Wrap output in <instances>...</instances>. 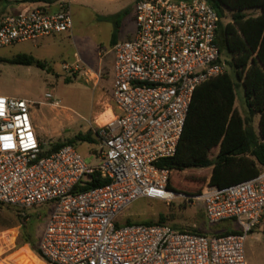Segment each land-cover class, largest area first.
Masks as SVG:
<instances>
[{"label": "built area", "instance_id": "obj_1", "mask_svg": "<svg viewBox=\"0 0 264 264\" xmlns=\"http://www.w3.org/2000/svg\"><path fill=\"white\" fill-rule=\"evenodd\" d=\"M40 4L14 14L0 8V48L71 31L70 0L53 13ZM220 22L207 0H136L133 39L112 47V118L89 123L100 147L97 167L72 145L44 155L33 104L0 97V204L21 211L50 205L38 243L48 264H246V238H264V169L250 180L186 196L167 190L170 172L157 166L176 153L195 89L226 71ZM63 69L76 72L78 63ZM92 174L106 184L73 193ZM140 198L200 201L210 224L235 221L240 232L206 236L167 224L119 225Z\"/></svg>", "mask_w": 264, "mask_h": 264}, {"label": "rangeland", "instance_id": "obj_2", "mask_svg": "<svg viewBox=\"0 0 264 264\" xmlns=\"http://www.w3.org/2000/svg\"><path fill=\"white\" fill-rule=\"evenodd\" d=\"M61 1L64 0H58L57 3ZM131 1L118 0V6ZM69 11L72 19L71 31L0 48V97L21 99L33 104L30 116L35 117L36 135L42 143L44 153L49 152L57 143L70 141V145L88 166L97 167L101 164L100 147L89 123L104 111L109 100H103V108L96 113L98 90L91 82L77 76L78 74L64 70L63 66H73L76 57L90 65L91 62L97 61L98 55L105 56L109 49L110 37L115 34L114 20L120 17L113 21L106 17L96 19L92 4L88 1H72ZM247 15L254 16L255 13L250 12ZM230 17L231 14L225 11L221 24L229 23ZM128 40H119L117 43ZM19 56L34 57L45 66L41 69L35 65L11 63ZM222 61L226 63V71L231 74L224 55ZM232 80L236 83V80ZM46 95H50L48 101L45 99ZM242 96L241 88H237L235 106L241 115L244 113ZM54 103L56 106L52 105ZM108 112L110 113H106ZM257 122L258 117H255V129ZM87 134L91 135L90 141L78 140L79 136ZM217 152V145L209 146L207 158L213 159ZM209 174V169L172 172L169 190L176 194L199 196L209 186ZM185 202L181 198H174L169 203L140 198L118 217L117 222L124 225L126 222H160L162 219V223L174 229L206 236L220 235L218 230L228 224H210L204 217L200 201L192 200L191 204ZM50 211V205L21 211L0 204V258L4 262L0 264H43L33 254L30 246L23 244L22 230L25 228L29 240L37 248ZM21 224L24 225L22 230ZM247 260L250 263L260 260L261 264H264L263 237L262 242L248 252Z\"/></svg>", "mask_w": 264, "mask_h": 264}, {"label": "trees", "instance_id": "obj_3", "mask_svg": "<svg viewBox=\"0 0 264 264\" xmlns=\"http://www.w3.org/2000/svg\"><path fill=\"white\" fill-rule=\"evenodd\" d=\"M4 1L0 0V3ZM39 1L53 3L56 0H31ZM207 2L217 12L221 21L225 11L231 14L229 23L222 25L220 22L217 35L220 58L222 59V55L227 58L231 74L225 71L195 89L176 153L172 158L159 161L157 166L168 170L170 175L172 172L187 169H211L209 186L221 189L255 178L264 169V0ZM255 10L259 11L257 16L246 14L247 11ZM119 16L121 14L110 19L114 20ZM11 63L35 65L41 69L45 66L31 56H19ZM237 88L242 90L243 115L234 108ZM255 117H258L256 129L253 127ZM90 136H79L78 140L90 141ZM70 144V141L57 143L44 155ZM212 145L218 146V152L213 159H208L207 151ZM170 175L167 190L170 189ZM104 184L105 180L99 179L97 174H92L87 177L85 186H76L73 193ZM154 223L164 224L162 219L160 222L142 224ZM23 226L20 225V230ZM231 234L236 233L231 231L220 235ZM22 236L23 244L29 245L33 254L48 264L43 260L38 247L29 240L25 228L22 230Z\"/></svg>", "mask_w": 264, "mask_h": 264}, {"label": "crops", "instance_id": "obj_4", "mask_svg": "<svg viewBox=\"0 0 264 264\" xmlns=\"http://www.w3.org/2000/svg\"><path fill=\"white\" fill-rule=\"evenodd\" d=\"M57 1L58 0H56L53 3H47L46 1H39V2H36L37 4L28 5V7L27 6L23 7L20 4L14 5L10 2L4 1L3 3H0V8L2 12L12 14L14 12L17 13L21 8H27V9L35 8L34 6L36 5L39 6V3H41L40 5L42 4L46 5L45 9L47 12L53 13L59 10L60 2L57 3ZM72 1L90 2L92 4V11L96 19H102L104 17H106L107 19H110L111 17L121 14V16H119L120 18H117L116 20H114L116 22L115 34L111 35L110 37V40L108 42L109 49L107 50L105 56L98 55L97 61L93 63L91 62L90 65L87 63H84L82 60L76 57L75 63H78V71L76 72L72 71V74H78L77 76H81L87 82H91L94 88L98 90L99 92L98 98H97L98 107H97L96 113H98L99 110L103 108L102 106L104 105V102H105L103 100H106V99L109 100V103H107V105H105L104 107L105 108L104 111L99 113L98 117H100L101 114H105L107 111H110L109 109L112 108L111 91H112V81H113V60H114V56L112 53V47L119 40L133 39L134 34H135L134 4L136 0H132L130 3H127L126 5H123V6H118V0H70V3ZM123 12H125V14ZM250 12H254L255 13L254 16H257L259 14V11L257 10L247 11L246 14ZM34 59L38 60L36 58ZM234 108H236L235 102H234ZM98 117H95L94 119H96L97 121ZM31 119H32V124L34 126V130L36 133V125L34 124L35 117L31 116ZM209 171L211 174V169H209ZM210 174H209V177H210ZM225 222H228V224L220 228L218 230L219 232L218 234H224V233H228L231 231L235 232L236 234L240 232V229L237 226L235 221H225ZM261 242H262V237L258 233H252L246 238L245 244H244V255H245L246 264H261L260 260H254L252 263H250L247 260V255H248V252L251 250V248L255 249V247ZM42 263L45 264L44 262Z\"/></svg>", "mask_w": 264, "mask_h": 264}, {"label": "bare ground", "instance_id": "obj_5", "mask_svg": "<svg viewBox=\"0 0 264 264\" xmlns=\"http://www.w3.org/2000/svg\"><path fill=\"white\" fill-rule=\"evenodd\" d=\"M110 115H111V112L110 113L108 112V113H105V114H101L100 117H98V119H97V123L98 124L106 123L108 120H110Z\"/></svg>", "mask_w": 264, "mask_h": 264}]
</instances>
